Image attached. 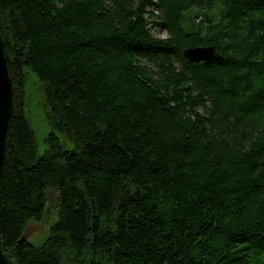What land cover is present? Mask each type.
Returning a JSON list of instances; mask_svg holds the SVG:
<instances>
[{
    "label": "trees",
    "instance_id": "trees-1",
    "mask_svg": "<svg viewBox=\"0 0 264 264\" xmlns=\"http://www.w3.org/2000/svg\"><path fill=\"white\" fill-rule=\"evenodd\" d=\"M0 32L9 259L264 264V0H0ZM198 47L224 61L190 64ZM51 191L56 220L36 245L25 233Z\"/></svg>",
    "mask_w": 264,
    "mask_h": 264
},
{
    "label": "water",
    "instance_id": "water-1",
    "mask_svg": "<svg viewBox=\"0 0 264 264\" xmlns=\"http://www.w3.org/2000/svg\"><path fill=\"white\" fill-rule=\"evenodd\" d=\"M183 57L193 65H211L224 61V57L214 47L189 48ZM13 110V86L7 67L4 41L0 32V184L6 160V139ZM0 264H15L5 253L0 234Z\"/></svg>",
    "mask_w": 264,
    "mask_h": 264
},
{
    "label": "rangeland",
    "instance_id": "rangeland-1",
    "mask_svg": "<svg viewBox=\"0 0 264 264\" xmlns=\"http://www.w3.org/2000/svg\"><path fill=\"white\" fill-rule=\"evenodd\" d=\"M160 37L165 38L166 34L160 33ZM31 102L28 109V114L31 123L37 130L39 137L42 139L46 133V123L44 118V112L41 109L39 103L41 101V93L39 91V85L35 79L31 81L30 85ZM57 202V194L53 191L49 192V206L44 221L32 222L25 233L26 240L33 244L39 245L47 238L51 225L56 220L55 206Z\"/></svg>",
    "mask_w": 264,
    "mask_h": 264
}]
</instances>
